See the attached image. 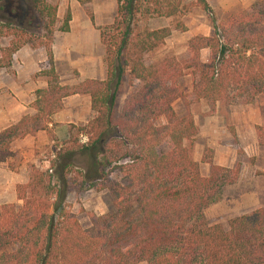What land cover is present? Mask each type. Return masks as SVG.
Here are the masks:
<instances>
[{
  "label": "trees",
  "instance_id": "trees-1",
  "mask_svg": "<svg viewBox=\"0 0 264 264\" xmlns=\"http://www.w3.org/2000/svg\"><path fill=\"white\" fill-rule=\"evenodd\" d=\"M27 1L28 14L0 1L6 29L0 26V37H13L0 64L9 65L25 44L41 45L48 66L36 75L47 77V87L35 91L33 115L0 131V162L13 156L12 140L49 132L50 116L66 96L88 94L95 115L86 124H71L68 139L53 143L48 169L31 166L28 181L15 186L17 204L0 205V264H264V208L229 219L228 229L204 217L205 208L221 199L222 187L236 181L240 163L234 169L211 164L209 174L201 175L186 145L196 134L193 117L172 107L182 96L178 79L185 73L194 79L196 99L230 102V92H264V0L221 21L206 0H114V20L100 32L106 78L69 86L59 84L51 52L57 5ZM194 6L205 12L213 35L189 39L184 60L145 64L144 56L172 30L151 29L148 20L176 19ZM69 19L67 12L60 30H68ZM33 26L45 42L26 37ZM174 28L185 30L179 20ZM203 48L210 49L206 62L199 57ZM125 76L139 87L115 115ZM157 117L165 122L155 125ZM113 172L120 181L112 180ZM71 188L106 189L115 210L83 228L67 202Z\"/></svg>",
  "mask_w": 264,
  "mask_h": 264
},
{
  "label": "crops",
  "instance_id": "crops-1",
  "mask_svg": "<svg viewBox=\"0 0 264 264\" xmlns=\"http://www.w3.org/2000/svg\"><path fill=\"white\" fill-rule=\"evenodd\" d=\"M206 1L214 13H216L217 10L224 13H235L242 9L249 8L250 4L255 0ZM57 3L56 23L51 42V52L59 84L62 86H69L87 79L104 80L106 78V66L104 62L105 50L101 42L100 32L105 26L113 22L116 2L114 0H92L90 2L80 3L79 0H58ZM64 8L70 14L67 31L60 30V26L64 19ZM196 8H199L198 11H200V15L194 14V16H197L196 20H194L191 18L190 12L191 9L193 11ZM191 9L189 12L182 15L183 17L181 18V22L186 27V30L175 29L174 24L171 23L173 21L171 17H156L148 20L147 25L151 29L165 26L172 28L171 34L165 39L164 43L153 51L160 47H164L168 41H171V37L175 36L176 33L187 35L184 40L187 51L188 40L192 37L213 35V29L208 20H206L207 17L205 12L197 6ZM185 16L187 17V21L184 20ZM188 22L191 25H189ZM7 45L8 44H0L2 47ZM199 57L202 62L208 61L210 58V49H201ZM144 62L148 64L145 61V57ZM47 63L48 57L43 46L38 45L32 47L25 44L12 54L9 65L2 66L0 64V131L11 125H15L23 116L33 115L35 113L33 107V103L36 100L35 91L37 89L46 88L48 80L46 76L36 74L46 69L48 66ZM135 85L139 84L138 81L134 80L133 85H130V87L133 88ZM136 90L134 92H136ZM216 102L218 103L219 101ZM94 115L95 112L91 109L90 96L88 94L66 96L61 100V107L50 116L54 125H52V123L48 124L49 132L46 130H38L21 138L12 140L9 143V150L13 153V156L4 162H0V205L5 203H18L15 186L16 184H22L28 181L29 168L32 165L40 166L42 160H39L38 156L42 148L51 149L53 143L61 144V142L68 139L71 124H86ZM245 119L246 122H239L236 125L238 138L241 136L240 130L243 126L254 129L255 126L260 125L256 122L250 124L247 121V117H245ZM193 121L195 127L198 128H196L197 133L194 136L195 149L205 146L214 149V146L218 145L214 134V117L203 114V122L200 123L196 121L195 116ZM243 149L246 153H249L247 152L248 149L246 146L243 147ZM261 153L264 154L259 148H256L253 149L248 156H255L256 160L260 161L259 157ZM236 156V150L233 151V149H229L227 157L225 155H214L211 158V163L205 161L200 163V167L198 165L199 172L201 175H208L211 164L231 168L235 164ZM45 162L47 163L48 161L45 160ZM45 165V167L48 166L47 164ZM255 165L251 166L253 172L255 173L259 169V171H261L260 174L264 177V163L261 167ZM225 186V198L226 202L231 205L230 211H237L232 217L250 212L257 208H264V203L261 204L258 201L251 210L242 211L243 196L235 191L228 193L234 188L230 190L229 188L227 189L229 185Z\"/></svg>",
  "mask_w": 264,
  "mask_h": 264
},
{
  "label": "rangeland",
  "instance_id": "rangeland-1",
  "mask_svg": "<svg viewBox=\"0 0 264 264\" xmlns=\"http://www.w3.org/2000/svg\"><path fill=\"white\" fill-rule=\"evenodd\" d=\"M8 1L13 3V6L17 8L18 13H29L30 5L27 0ZM57 1L58 0H47V2L49 3H56V5H58ZM257 1L258 0H255L253 3H251L249 8L242 9L240 11H249L251 6ZM198 9L199 8H196L193 11L191 9V18H193L194 20H196L197 18V16H194V14L200 15V11H198ZM238 12L224 13L220 10H217L216 13H214L213 11V14L217 21H221L229 15L236 14ZM66 14L67 10L64 8L63 18L66 16ZM182 17L183 16H179L178 18L173 19L171 23L175 24L177 20L181 21ZM204 18L206 19L205 16ZM184 20L187 21L186 16ZM0 26L3 28V30H6L2 25ZM29 33L30 34H27L26 37L30 38L35 44L39 42H45L46 40L43 37L42 30L39 27L33 26ZM186 36V34L183 35L180 33H176L175 36L171 37V41H168L164 47H160L159 49L144 56L146 63H156L164 57H173L180 61L186 59L188 57V51L186 48V43L184 41L186 39ZM12 38V36H2L0 37V44H9ZM2 48L3 47L0 46V56H2L3 53L1 51ZM193 83L194 79L189 74H184L178 79V84L180 91L182 92V96L176 98L172 102V107L179 116H183L189 113L193 118L195 116L196 121L200 123L203 122V114L213 116L215 124V140H217L218 145H215L214 149L206 146L203 148L200 147L199 149H195L193 138L191 142H186V145L190 149L191 157L195 161H197V163H199L198 165L200 167V163H203L205 161H209V163H211V158L214 155H225L227 157L229 149H233V151L236 150L237 156L235 164L230 169H234L236 164L240 163V166L237 169L239 173L234 183L225 185H229L227 186V189L229 188L231 190V188H234L228 193H232L235 191L236 193L238 192L243 196L241 209L242 211L251 210V208L254 207L258 203V201L261 204L264 203V177L260 174L261 171H259V169L255 173L253 172V169H251V166H254L255 164L259 165L260 167L263 165L264 154L261 153V156L259 157L260 161L256 160L255 156H248V154H250L251 151L256 148H259L261 152H264V92H256L253 89L243 95H238V92H230V95L232 94L235 96L232 101H219L217 103L216 101L207 99H196L192 93ZM138 87L139 85H135L133 86V88L130 87L128 76L124 78L121 91L117 96L115 115L119 113L125 98L133 93ZM245 117H247V121L250 124L256 122L260 125L255 126L254 129H252L251 127L243 126L240 130L241 136H239L238 138L236 125L239 122H246ZM152 122L155 125H158L160 123H164L165 119L163 117H157L154 118ZM240 141L243 143H241ZM244 144H247L248 146ZM245 146L248 149L247 152L249 153H246V151L243 149V147ZM43 149L44 148L41 149L38 157L39 160H42L39 167L45 169V164L49 165V163H46L45 160L48 161V159L50 158L51 149ZM30 171L31 167L29 168V173ZM231 175L232 174H230V176ZM111 178L114 181H120L121 175L118 172H113L111 174ZM225 185L222 187L221 199L205 208L204 217L208 224L219 223L223 226L224 229H228V221L229 219L233 218L232 216L235 215V212L237 211H230L231 205L226 202L225 198ZM67 202L70 204L72 212L83 228L89 227L93 221V218L105 215L115 210L113 196L106 189H89L82 193H76L71 188L68 193Z\"/></svg>",
  "mask_w": 264,
  "mask_h": 264
},
{
  "label": "built area",
  "instance_id": "built-area-1",
  "mask_svg": "<svg viewBox=\"0 0 264 264\" xmlns=\"http://www.w3.org/2000/svg\"><path fill=\"white\" fill-rule=\"evenodd\" d=\"M81 140L84 142V141H86V137L85 136H81ZM49 168V166H47L45 169H48ZM49 171H51V169H49Z\"/></svg>",
  "mask_w": 264,
  "mask_h": 264
}]
</instances>
